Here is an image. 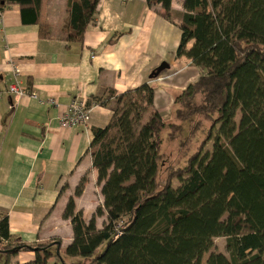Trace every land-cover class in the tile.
<instances>
[{
	"label": "trees",
	"instance_id": "obj_1",
	"mask_svg": "<svg viewBox=\"0 0 264 264\" xmlns=\"http://www.w3.org/2000/svg\"><path fill=\"white\" fill-rule=\"evenodd\" d=\"M172 1L146 0L167 20ZM98 2L67 0V42H82ZM8 3L19 5L25 23L38 22L41 0H0V10ZM178 3L176 54L198 77L173 94L168 122L149 83L92 98L111 110L104 127L92 128L88 148L101 205L85 221L69 197L63 218L72 237L64 248L58 238L27 244L12 237L7 212H0L4 263L31 250L35 257L25 264H202L213 239L225 237L227 255L210 253L206 264H264V0ZM39 35L51 36L47 24H39ZM205 122V137L189 154ZM210 139L219 161L203 152Z\"/></svg>",
	"mask_w": 264,
	"mask_h": 264
},
{
	"label": "crops",
	"instance_id": "obj_2",
	"mask_svg": "<svg viewBox=\"0 0 264 264\" xmlns=\"http://www.w3.org/2000/svg\"><path fill=\"white\" fill-rule=\"evenodd\" d=\"M178 1H172L167 20L157 13L159 5L149 6L146 0H99L80 43L67 42L62 32L67 0H41L34 23L22 21L17 3L0 10V212H7L12 237L27 244L58 238L64 248L72 237L70 220L63 218L69 197L85 221L101 205L88 148L92 128L104 127L111 110L92 98L149 83L163 117L173 94L198 77L191 61L176 54L182 13ZM41 23L49 26L50 37L39 35ZM163 61L169 67L150 78ZM14 64L34 97L6 93ZM74 98L89 104L90 119L61 127L59 117ZM81 180L83 189L76 196ZM104 221L105 214L97 216L96 227ZM34 257V251L24 250L4 263L0 254V264H25Z\"/></svg>",
	"mask_w": 264,
	"mask_h": 264
},
{
	"label": "built area",
	"instance_id": "obj_3",
	"mask_svg": "<svg viewBox=\"0 0 264 264\" xmlns=\"http://www.w3.org/2000/svg\"><path fill=\"white\" fill-rule=\"evenodd\" d=\"M13 77L11 82L7 85L6 93L17 98L25 94L34 97V92H29L25 89L22 80L20 79V70L17 65L13 66ZM1 95V92H0ZM50 103L54 104L55 100ZM90 106L86 102L78 98L70 101L64 114L59 117L61 127H71L75 125L87 124L90 119Z\"/></svg>",
	"mask_w": 264,
	"mask_h": 264
},
{
	"label": "rangeland",
	"instance_id": "obj_4",
	"mask_svg": "<svg viewBox=\"0 0 264 264\" xmlns=\"http://www.w3.org/2000/svg\"><path fill=\"white\" fill-rule=\"evenodd\" d=\"M64 26H65V24L62 26V32H63V34H64V36H65V32H64ZM196 70H198V69H196ZM182 90V89H181ZM178 91H180V90H178ZM112 103H113V101H112ZM112 103H110V104H112ZM172 103H173V97H172ZM101 106H104V105H101ZM108 107V106H107ZM172 108H173V106H172V104L170 105V107L168 108V110H167V113H165L164 115H163V117H164V119H165V121H167L169 118H170V113H172ZM166 110V109H165ZM239 111H236V116H235V119H236V121L239 119ZM168 122V121H167ZM88 123V122H87ZM207 127H208V124L205 122L204 123V127H203V129H201V130H199L196 134H195V136L192 138V142H191V144H190V146H189V154L191 153V152H193L194 150H196V148L200 145V143H201V141L203 140V138L205 137V133H206V131H207ZM215 128H217V126L215 127ZM216 132H215V129H214V132H213V134H215ZM212 149H214V145H213V139H210L207 143H206V145H205V147H204V149H203V152H205V153H207L208 154V156H211V152L213 153V151H212ZM168 150H172L173 152L175 151V146L174 145H170V146H167V151ZM219 156L220 155H215V156H211L212 158H214V159H216L217 161H219ZM224 166H225V164H223ZM97 182V181H96ZM80 183H78V185H79ZM98 184V183H97ZM179 184V181L178 180H173L172 181V185L173 186H177ZM83 185H84V183H83ZM99 187V189H100V186H98ZM76 188V187H75ZM82 189H83V187H82ZM82 192V191H81ZM96 210V209H95ZM75 211H78V210H76V208H75ZM225 237H216V238H214L213 239V246H212V248L209 250V251H207V252H205L203 255H202V258H201V263L202 264H206V261H207V258H208V256H209V254L210 253H213V252H215V253H223L224 255H227V253H226V250H225Z\"/></svg>",
	"mask_w": 264,
	"mask_h": 264
},
{
	"label": "water",
	"instance_id": "obj_5",
	"mask_svg": "<svg viewBox=\"0 0 264 264\" xmlns=\"http://www.w3.org/2000/svg\"><path fill=\"white\" fill-rule=\"evenodd\" d=\"M169 67V64L165 61L161 62L159 65H157L150 73L149 77H157L163 70L167 69Z\"/></svg>",
	"mask_w": 264,
	"mask_h": 264
}]
</instances>
